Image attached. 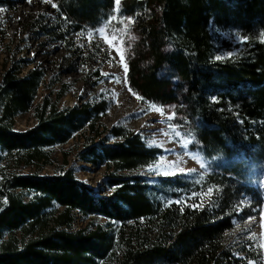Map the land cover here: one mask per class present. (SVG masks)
<instances>
[{
    "label": "trees",
    "instance_id": "16d2710c",
    "mask_svg": "<svg viewBox=\"0 0 264 264\" xmlns=\"http://www.w3.org/2000/svg\"><path fill=\"white\" fill-rule=\"evenodd\" d=\"M55 1L54 24L36 17L26 27L73 52L75 36L115 8L114 0ZM130 3L124 12L140 14L139 39L126 54L129 87L146 102L185 110L215 168L204 188H192L184 175L151 182L143 170L163 150L125 125L107 126L109 99L61 106L69 85L50 90L42 65L23 72L30 61L9 53L0 72V264H250L251 255L237 256L224 238L261 205L252 182L264 174V0ZM0 8L12 9L13 1L0 0ZM212 30L238 31L237 55L216 60ZM94 74L102 77L99 68ZM40 87L46 92L33 105ZM30 110L33 125L18 130L16 117ZM76 135L83 139L78 157L104 166L108 192L98 194L70 167L53 175L22 172L49 163L47 150ZM245 197L256 203L246 207ZM78 216L88 218L84 227L75 226Z\"/></svg>",
    "mask_w": 264,
    "mask_h": 264
},
{
    "label": "rangeland",
    "instance_id": "374dc122",
    "mask_svg": "<svg viewBox=\"0 0 264 264\" xmlns=\"http://www.w3.org/2000/svg\"><path fill=\"white\" fill-rule=\"evenodd\" d=\"M13 8L0 11V21L3 25L0 27V72L5 57L12 53L15 58H26L30 64L23 68L27 71L35 64L42 65L47 70L46 82H50L49 89L57 91L63 83L69 85V91L60 100L59 104L72 105L83 98L85 100H96L105 97L111 101V110L103 118L104 123L110 126L115 123L125 125L132 130L142 134L146 143L152 140L156 141L154 147H159L163 153L151 165L155 167L160 163V157H166L164 164H175L176 154L187 152L191 155H184L181 163L171 174L157 175L155 172L148 171L149 167L143 170L151 182L156 181L159 176L184 175L189 181L194 183L199 177H203L200 183H194L204 188L205 177L212 172L214 161L216 159H207L200 150V145L196 142L193 132V121L187 115L185 110L175 105H160L142 100L138 94L133 92L127 81L126 54L129 45L139 39L137 34L139 18L135 13L127 14L123 7L127 4L141 3L144 0H119L115 3L114 10H109L106 16L102 17L95 29L84 31L76 35L74 44L78 50L68 49L67 45L55 41L52 38L43 35L40 30L27 29L29 21L40 17V21L45 24H54L57 19V4L55 0H12ZM104 18V19H103ZM112 40V46L106 42V38ZM239 37V39L237 38ZM212 38L216 48V56L221 59L234 57L240 51L243 45L238 31L229 30L216 32L212 30ZM264 38V37H263ZM119 47L124 53L125 59L121 61L116 48ZM84 54H90V62L83 65ZM100 69L101 78L96 77L94 71ZM106 74V75H105ZM46 88L40 87L37 98L33 105L42 99ZM156 108H163L161 114ZM174 115L171 121L167 120L169 115ZM165 121V123H160ZM34 123L33 110L21 114L15 119V127L18 130H24ZM171 125H178L176 131L181 133L179 138L172 135H164V132L172 133ZM188 135L185 136L184 134ZM190 139L187 149L180 146L179 140ZM83 139L76 135L64 145L55 146L48 149L49 163L39 166L34 164L22 169L23 173L38 172L41 175H53L63 168H72L75 175L85 181L98 194L109 191L105 184V168L101 165H94L85 162L78 157V150L82 146ZM159 145V146H157ZM171 149L172 151H167ZM64 151H69L65 157ZM203 162L205 167L201 168L196 159ZM184 171L181 172L180 169ZM213 168V169H212ZM189 169H196V174H189ZM254 175H259V170H254ZM256 187L257 201L261 202L257 211L246 220H237L232 229L225 233V244L231 248L237 256H243L247 252L250 256V264L264 263V174L260 181H253ZM190 188L185 192L186 197L191 199L195 193L191 194ZM213 185L207 184V194L205 198L211 197ZM246 207L256 203V198L245 197ZM90 220L98 223H104L105 218L94 216ZM88 218L78 216L76 227H84ZM252 257H255L254 260Z\"/></svg>",
    "mask_w": 264,
    "mask_h": 264
},
{
    "label": "snow or ice",
    "instance_id": "6c2138e0",
    "mask_svg": "<svg viewBox=\"0 0 264 264\" xmlns=\"http://www.w3.org/2000/svg\"><path fill=\"white\" fill-rule=\"evenodd\" d=\"M114 2L116 4H119V0H114ZM0 11H4V9L0 8ZM237 38L239 39V37H237ZM105 39H106V42L110 46H112V40H108L107 37ZM116 51L120 55L121 61H123L125 59L123 51H121V49L119 47L116 48ZM215 59L216 60H220L221 57L217 56V57H215ZM125 71H127L126 67H125ZM156 111L160 112L161 114H163L164 109L163 108H156ZM174 115H175L174 113L172 115H169L167 117V120L171 121L174 118ZM160 123H165V121H160ZM177 127H179V126L178 125H171L172 133L170 134L168 132H164L163 134L169 136L170 139H171L173 134H174L175 137L179 138L181 136V133L179 131H176ZM184 135L187 136L188 134L185 133ZM178 142H179V144H180V146L182 148L187 149V146H188L189 143H191V140L190 139H183V140H179ZM153 144H156L155 140H152L151 142H149V147H151ZM157 146H159V145H157ZM167 151H172V150L168 149ZM184 155H191V154H189L187 152L176 154L175 164H173V163L164 164V160L166 159V157L161 156L160 157V163H157L155 167H151L150 166L148 171L155 172L157 175H160V174H164V175L171 174L172 172L175 171V168L179 166V164L181 163V159H182V157ZM192 159H196L197 162L200 164L201 168L205 167L204 163L199 161V159L195 155H192ZM180 171L183 172L184 169L181 168ZM188 173L189 174H196V169H189ZM202 179H203V177H199L197 180L194 181V183H200L202 181ZM241 203L242 204L246 203V201H241ZM234 223H235V221H234Z\"/></svg>",
    "mask_w": 264,
    "mask_h": 264
}]
</instances>
